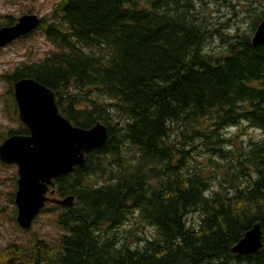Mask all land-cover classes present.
<instances>
[{
	"label": "trees",
	"instance_id": "trees-1",
	"mask_svg": "<svg viewBox=\"0 0 264 264\" xmlns=\"http://www.w3.org/2000/svg\"><path fill=\"white\" fill-rule=\"evenodd\" d=\"M254 1L251 32L264 18ZM55 11L38 26L55 49L4 71L10 106L12 82L33 78L74 125L100 121L108 137L55 179L59 197L74 196L50 208L64 233L10 242L0 264H264V44L244 32L209 51L216 28L197 0H61ZM13 22L0 13V26ZM242 125L259 138L229 134ZM256 224L262 248L232 253Z\"/></svg>",
	"mask_w": 264,
	"mask_h": 264
},
{
	"label": "water",
	"instance_id": "water-1",
	"mask_svg": "<svg viewBox=\"0 0 264 264\" xmlns=\"http://www.w3.org/2000/svg\"><path fill=\"white\" fill-rule=\"evenodd\" d=\"M39 21L35 14H25L15 24L0 27V47L28 34ZM251 41L253 45L264 44V18L257 24ZM13 95L18 118L29 133L6 137L0 144V161L17 166L16 221L21 228L29 229L46 201L71 206L72 195L61 200L49 198L47 188L54 185L53 179L70 173L75 166H83L86 153L104 145L107 127L101 122L89 128L73 125L59 113L53 91L33 78L17 79ZM251 231L249 240L231 248L233 253L250 255L262 247L259 225Z\"/></svg>",
	"mask_w": 264,
	"mask_h": 264
},
{
	"label": "rangeland",
	"instance_id": "rangeland-1",
	"mask_svg": "<svg viewBox=\"0 0 264 264\" xmlns=\"http://www.w3.org/2000/svg\"><path fill=\"white\" fill-rule=\"evenodd\" d=\"M58 1L0 0V13L12 15L14 18L32 13L40 16H49L47 13L56 6L55 4ZM197 1L200 2L201 10H203L202 14L208 18L206 24H210V26L214 25L216 28L213 29L216 30L213 34L207 35L208 38L205 45L209 51L218 52L224 49L227 37L231 34L242 35L245 32L252 35L253 31L251 32L250 28L254 13L246 12V6L250 2H255L254 0ZM54 49L55 47L52 42L45 38L38 29L31 37L21 40L17 39L13 43L0 48V134L6 136L8 129H16L19 124V120L10 106L9 96L5 94L8 84L6 79L2 77V74L5 73V70H10L21 62L35 61ZM122 57L120 56V58ZM237 132H240L238 138H259L257 131L251 128H244V125L231 129L229 134ZM1 140L2 137L0 136V142ZM15 170V165H8L6 167L0 165V249L10 242L30 244L35 236L52 239L63 232V229L52 220L53 216L49 212L39 214L37 222L32 224L29 232H24L21 228L16 227V222L12 219L14 204L9 201L10 196L8 195V192L12 188L10 178L13 176ZM214 183L215 181H212V184Z\"/></svg>",
	"mask_w": 264,
	"mask_h": 264
},
{
	"label": "bare ground",
	"instance_id": "bare-ground-1",
	"mask_svg": "<svg viewBox=\"0 0 264 264\" xmlns=\"http://www.w3.org/2000/svg\"><path fill=\"white\" fill-rule=\"evenodd\" d=\"M256 225H259V227H260V229H261L260 224H256ZM254 226H255V225H254ZM254 226H253V227H254ZM253 227H252V228H253ZM252 228H251V229H252ZM251 229H249V230L244 234V236H243L238 242H242V241L245 242V241L249 240V239L251 238V236H252V231H251ZM260 237H261V240H262V242H263L262 229H261V236H260ZM238 242H237V243H238ZM237 243H236V244H237ZM236 244H235V245H236ZM235 245H234V246H235ZM232 253H233V252H232Z\"/></svg>",
	"mask_w": 264,
	"mask_h": 264
}]
</instances>
